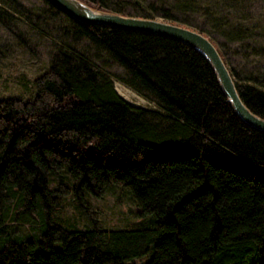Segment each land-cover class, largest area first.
<instances>
[{"label":"trees","instance_id":"16d2710c","mask_svg":"<svg viewBox=\"0 0 264 264\" xmlns=\"http://www.w3.org/2000/svg\"><path fill=\"white\" fill-rule=\"evenodd\" d=\"M44 1L53 20L68 18L63 41L28 98H0V264H126L148 256L143 264H264V131L236 113L210 62L173 38L83 23ZM84 1L208 36L190 25L193 15L223 27V10L239 0H134L135 12L132 0ZM7 14L0 7V17ZM102 57L155 107L120 95L95 64ZM229 69L242 100L264 117V81ZM118 185L140 215H154L151 223H100L86 195ZM70 193L85 228L62 223Z\"/></svg>","mask_w":264,"mask_h":264},{"label":"rangeland","instance_id":"374dc122","mask_svg":"<svg viewBox=\"0 0 264 264\" xmlns=\"http://www.w3.org/2000/svg\"><path fill=\"white\" fill-rule=\"evenodd\" d=\"M149 1L152 0H138V4ZM132 4L137 3L132 0L128 4L130 11L135 12ZM0 7L8 12L5 19L0 17V98H28L34 90L35 77L48 69L57 45L63 41L61 25L67 24L68 18L59 14L60 23L53 20L45 12L44 0H0ZM223 13L224 22L229 23L223 27L219 19H208L201 12L193 15L195 19L190 25L208 34L241 79L264 81V0H239L236 6L225 7ZM85 42L78 47L87 45ZM94 61L111 75L116 90L127 101L137 106L155 107L121 80L125 75L122 67L106 57ZM86 197L106 228L146 226L154 219L152 214L140 215L133 199L120 185L108 187L101 196L87 194ZM59 215L66 222H62L65 226L75 223L85 228L88 220L77 208L71 193L64 200ZM146 259L134 258L126 264H143Z\"/></svg>","mask_w":264,"mask_h":264},{"label":"water","instance_id":"95a60500","mask_svg":"<svg viewBox=\"0 0 264 264\" xmlns=\"http://www.w3.org/2000/svg\"><path fill=\"white\" fill-rule=\"evenodd\" d=\"M67 14L83 23L105 24L146 31L181 41L200 52L212 65L224 93L236 113L249 125L264 131V117L253 112L242 100L228 65L216 44L202 32L162 18L143 17L97 9L84 0H51Z\"/></svg>","mask_w":264,"mask_h":264}]
</instances>
